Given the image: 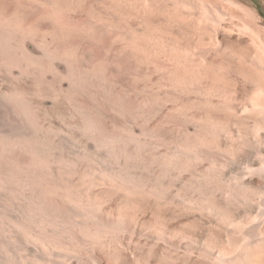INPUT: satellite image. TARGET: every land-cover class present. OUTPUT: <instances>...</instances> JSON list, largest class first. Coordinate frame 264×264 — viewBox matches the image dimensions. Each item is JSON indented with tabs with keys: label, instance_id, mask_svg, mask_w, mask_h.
Wrapping results in <instances>:
<instances>
[{
	"label": "bare ground",
	"instance_id": "obj_1",
	"mask_svg": "<svg viewBox=\"0 0 264 264\" xmlns=\"http://www.w3.org/2000/svg\"><path fill=\"white\" fill-rule=\"evenodd\" d=\"M119 1L0 0V264H264V57L238 58L263 80L242 107L250 138L176 103L211 83L221 95L209 67L239 30L204 0L197 24L198 0ZM159 39L177 55H154ZM158 70L155 100L136 80ZM205 161L180 189L168 182ZM140 198L210 226L146 229L130 208Z\"/></svg>",
	"mask_w": 264,
	"mask_h": 264
},
{
	"label": "rangeland",
	"instance_id": "obj_2",
	"mask_svg": "<svg viewBox=\"0 0 264 264\" xmlns=\"http://www.w3.org/2000/svg\"><path fill=\"white\" fill-rule=\"evenodd\" d=\"M196 1L197 0H194V2H196ZM200 1L202 2V0H198L197 2L199 3ZM204 1L208 2V10L210 12L213 11V14L224 19L227 23H229L230 25H233L234 27H236V29L239 30V33L238 32L237 33L240 34V35H238V37L240 39L238 40L237 43H235L236 42L235 41L234 43L230 44V46L227 47L228 49L225 48L223 50V52L219 51L220 54H219V52H216L215 53L216 56L218 54L217 58H215L216 57L215 54L213 55L215 60H213V63L210 64L209 68L211 69V74H212L211 76H214V73L216 71V73L220 74V76L222 77L221 89H223V90H221V95L217 96L216 93L214 94V92L212 90L213 89L212 83L210 82L211 83V84L209 83L210 84L209 86L211 88L210 92H212V93H210V95H208V94L206 95L204 91L201 92V91H197V90L187 92V93H185L183 98H180L176 101V103L178 104L177 107L182 108L183 110L189 109L188 111H195L196 113L198 112V114H201V115L204 114L203 117L206 114V118H207L208 122H213L215 120V118H216V120L219 119V121L223 125L225 124L228 127H230V129H232V130L235 129V130L239 131L240 133H244L246 136H248L249 131L250 132L253 131L254 134L249 133V137L252 138L256 135L255 130L257 131V126L252 119L246 118V114H244L245 110L242 107H244V105L247 102H249L252 99V97H254L256 95V92L259 90V88L262 87L261 84L263 83V80L259 77V74H257V75L255 74V76L250 74V73L248 74V70H246L244 65L241 62H239L238 58H240L242 56H250V55L255 56V57H264L263 56L264 55V45H263L264 44L263 43L264 42V31H263L264 28L262 27V24L259 23L260 22L259 19H264V0H223V1L221 0V3H219L220 6H215L213 4L214 0H204ZM197 2L195 3L196 7H195V5L193 7L194 12H196V13L194 15H192V18H190L192 20L191 21L192 23L196 22L195 24H197V21L198 22L201 21V18L198 17V15H199L198 13H199V9H200V7H199L200 3L198 4ZM119 3H120L119 5H121V4L123 5L124 3H127V1L124 2L123 0H120ZM128 4L130 5L131 2L128 1ZM110 8H112V6H110ZM200 11H206V10L202 9ZM223 13H225V15H227V14L228 15L224 16ZM195 15H197V16H195ZM121 16L124 19H129V18L131 19V17H129L127 15H121ZM223 16H224V18H223ZM179 17L185 18L186 16L183 14L182 15L180 14ZM254 17H256V18H254ZM160 20L161 19L158 18L156 23H158V21H160ZM248 27H249L250 31H249ZM250 27H252V28H250ZM227 31L229 32V30H227ZM175 35L179 38H182L181 34L179 35L178 33H176ZM192 35H194V37ZM189 36H190V42L192 41L191 43H193V41L194 42L197 41L195 39L199 40V38H196V34H189ZM214 36H215V33L213 31L205 34V37L203 36L204 37V43H206V42L209 43L212 38H213L212 40H214V38H216ZM239 41H241V42H239ZM260 42H262V43H260ZM193 44H196V43H193ZM157 47L160 49H157ZM162 51H163V53H162ZM164 51H165V53H164ZM178 51H179L178 49H176V50L175 49L174 50L168 49L167 46L164 45V42L161 39H159V41H157L156 48L154 47V55H156V56L158 55L157 57H159L161 60L170 59L172 56L177 55L176 53ZM229 51H230V54H228ZM156 52H158V53L156 54ZM225 52H227V53H225ZM245 52L247 55H245ZM249 53H250V55H249ZM162 57L164 59H162ZM216 63H218V66ZM219 65L221 66V69L223 71L220 68H218V67H220ZM243 67L245 68L244 70H243ZM228 68L230 71L228 70ZM237 68H239V69L236 70ZM213 69H215V70H213ZM161 71L162 70H158V71L154 72L152 75H150L149 78H146V81H144L145 78L144 79L141 78V80L143 82L139 81L140 78L136 80L137 86L142 83L141 86H138V88H142L145 85H150V84L151 85L154 84L156 86V87L152 86L153 89L155 90V92H153L154 93L153 97L155 100L159 99L160 96H162L161 92L163 91V83H162ZM220 71H221V73H220ZM154 75H156V77ZM210 81H211V79H210ZM151 85H150V87H151ZM241 85H243V86H241ZM161 86H162V88H159ZM158 89L160 91L162 89V91L158 93V91H159ZM140 90H139V92H141ZM157 93H158V95H157ZM199 93H200V96H199ZM203 93L206 96H203ZM192 96H195V98L193 97L194 99H192ZM197 97L199 98V100L196 99ZM205 97H206V99H207V97H209L210 99L206 100ZM187 99H192L193 103L190 100L187 101ZM201 99H203V100H201ZM213 99H216V101L215 100L212 101ZM209 102H211L212 104ZM189 103H192V104L190 105ZM193 104H195V105L198 104L199 106L202 105V107H199L198 105H197L198 107H196L194 105L196 107V109L191 108ZM224 104H226V105H224ZM168 107L170 109V110L168 109V111H171L172 109H174V103H172V104H171V102L168 103ZM213 107L216 108L217 111ZM214 110H215V112H214ZM246 119H247V121H246ZM237 126L239 127V130H238ZM244 130L246 133L244 132ZM162 150L165 151L166 147H164V148L162 147ZM206 166H208V167H206ZM202 167H201V164L199 166L190 165L189 168L183 173L182 182L184 180L186 182H189V180L191 181L192 179H194V176H195L194 171L195 170H198V171L208 170V168L210 167V161H205L203 163ZM205 167H206V169H205ZM166 177H169V176H166ZM171 181H173V182L175 181L174 184L179 182V185L176 184L174 186V189H178V188L180 189L181 187L185 186V184H186L185 181L183 182L184 184H181L180 183L181 180L180 181L178 180L176 182V179L173 176H171L170 180H168V182H171ZM250 189L253 190V192L259 191V188L257 186L256 187L250 186ZM263 190L264 189H262L261 191H263ZM140 200H141V201H139L140 204L136 201L137 204L134 205L136 202L135 201L132 202L130 204V208L132 206H134L131 209H135L134 212H135L137 219H139L138 222L142 223L141 225L144 226V228H146V229H155L156 227L154 228L153 226L158 227V224L160 225V224H162V222L169 223V224L173 225L174 227L176 226L175 228H177V230H181V229L188 227L187 229H189L191 231L194 230L195 232L206 231V229H208V227L210 226L209 224H204L197 216H195V214L192 211H190L186 208H185L186 210H184V207L181 208V206H179L178 204L174 205L170 200H163L162 202L161 201H158V202L155 201L156 203L154 202L153 199H150V198L148 200L145 198H140ZM143 200H144V202L147 200V202L142 203ZM150 201H151V203H150ZM166 201H167V203L169 202L170 204H167ZM160 202H161V205L158 204ZM163 202H164V204H163ZM114 206H113L114 207L113 210L116 213V212H118V210L120 209L121 206L118 205L117 203ZM135 206H136V208H135ZM194 217H196V218H194ZM151 227H153V228H151ZM147 249H149V250H147ZM149 251H150V247L147 246L145 248V253H144L145 257L148 256Z\"/></svg>",
	"mask_w": 264,
	"mask_h": 264
}]
</instances>
